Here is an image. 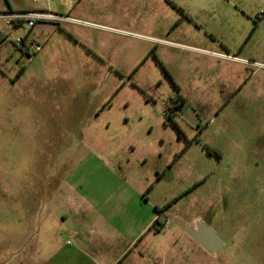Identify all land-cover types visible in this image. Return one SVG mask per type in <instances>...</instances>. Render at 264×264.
<instances>
[{
  "label": "rangeland",
  "instance_id": "374dc122",
  "mask_svg": "<svg viewBox=\"0 0 264 264\" xmlns=\"http://www.w3.org/2000/svg\"><path fill=\"white\" fill-rule=\"evenodd\" d=\"M37 8L69 20L32 29L31 61L24 29L0 18V226L31 190L57 195L39 198L23 254L48 259L54 222L72 247L140 223L153 190L175 223L203 220L225 241L198 258L158 248L168 264H264V0H0V14ZM119 196L134 215L114 213Z\"/></svg>",
  "mask_w": 264,
  "mask_h": 264
},
{
  "label": "crops",
  "instance_id": "0c3cea01",
  "mask_svg": "<svg viewBox=\"0 0 264 264\" xmlns=\"http://www.w3.org/2000/svg\"><path fill=\"white\" fill-rule=\"evenodd\" d=\"M149 157H152V154L139 157L138 162H149ZM152 162L157 161L153 160ZM154 165L153 170L157 175L156 182L159 183L163 179L164 173L163 171L160 172V163ZM133 186L136 188V185ZM125 191H128V188L120 189L119 195H122ZM153 194L154 191L152 190L147 194L146 201L141 199V203L146 206L148 212H146L140 223L128 221L127 219V222L120 224L124 228L120 226L116 228L114 223L103 224L101 230H97L96 237L88 239V247L84 245V240L82 243L80 234L77 236V245L73 247L69 245L66 241L70 239L72 230L68 229L67 232L61 233L59 227L62 224L54 222L52 225L58 224L57 230L48 235V245L45 249L47 250L48 259H38L37 261L35 259L36 254L25 256L23 252L36 244V237L40 238L42 230L40 222L43 219L40 208L41 203L52 204L57 195L56 193L40 195L38 189L31 190L30 193L22 196L27 198L28 201L23 202L20 198L18 201L11 202L10 210L12 213L15 212L16 220L12 223H3V226H0L5 231L2 237L4 239H1L2 242L0 241V244L2 243L0 247V264H168L169 260L164 258V254L156 253L158 248L170 249V252H174L173 256L180 255V257L181 254L188 253L198 258L204 252L207 253L185 232L188 227H195L199 219H196L195 224L175 223V216L170 212V209H163L167 200L157 197L152 198ZM178 195L174 196L173 199L177 201V198L180 197ZM16 197H19L18 194ZM39 198H41V203ZM120 198L121 196H119ZM69 199H71L70 196ZM119 199L116 202L119 211L116 212L114 209V213L120 216L127 213L129 217L134 215V209L132 208L135 207V203H131L130 198L127 197L124 200ZM50 207L51 205L47 207L49 211ZM159 214L171 221L169 227L155 228L154 222ZM51 226H48L47 230H50ZM123 229L126 232L122 233L123 238H121L118 230ZM161 232H164V236L169 237V240L162 241L158 239L162 235ZM179 258H176L177 261Z\"/></svg>",
  "mask_w": 264,
  "mask_h": 264
},
{
  "label": "built area",
  "instance_id": "2783aa9c",
  "mask_svg": "<svg viewBox=\"0 0 264 264\" xmlns=\"http://www.w3.org/2000/svg\"><path fill=\"white\" fill-rule=\"evenodd\" d=\"M38 1V0H34ZM0 18L6 20L8 25L22 27L25 31V37L18 38L15 44L21 49L26 61H31L38 53L43 50V43L33 36L32 29L41 22H64L69 20L68 16L59 15L51 12L49 9H37L36 11H19L0 14ZM171 221L159 214L155 219L154 225L158 229L169 227Z\"/></svg>",
  "mask_w": 264,
  "mask_h": 264
},
{
  "label": "water",
  "instance_id": "95a60500",
  "mask_svg": "<svg viewBox=\"0 0 264 264\" xmlns=\"http://www.w3.org/2000/svg\"><path fill=\"white\" fill-rule=\"evenodd\" d=\"M186 233L210 255H215L224 245V239L203 220L190 227Z\"/></svg>",
  "mask_w": 264,
  "mask_h": 264
},
{
  "label": "trees",
  "instance_id": "16d2710c",
  "mask_svg": "<svg viewBox=\"0 0 264 264\" xmlns=\"http://www.w3.org/2000/svg\"><path fill=\"white\" fill-rule=\"evenodd\" d=\"M155 226V225H154ZM156 228V227H155Z\"/></svg>",
  "mask_w": 264,
  "mask_h": 264
}]
</instances>
